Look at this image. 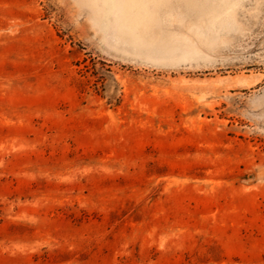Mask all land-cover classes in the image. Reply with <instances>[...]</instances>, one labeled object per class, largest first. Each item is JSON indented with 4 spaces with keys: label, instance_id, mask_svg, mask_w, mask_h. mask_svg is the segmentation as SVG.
Instances as JSON below:
<instances>
[{
    "label": "rangeland",
    "instance_id": "1",
    "mask_svg": "<svg viewBox=\"0 0 264 264\" xmlns=\"http://www.w3.org/2000/svg\"><path fill=\"white\" fill-rule=\"evenodd\" d=\"M0 264H264V0H0Z\"/></svg>",
    "mask_w": 264,
    "mask_h": 264
},
{
    "label": "water",
    "instance_id": "2",
    "mask_svg": "<svg viewBox=\"0 0 264 264\" xmlns=\"http://www.w3.org/2000/svg\"><path fill=\"white\" fill-rule=\"evenodd\" d=\"M249 177H250V176H249ZM249 177H248V178H249Z\"/></svg>",
    "mask_w": 264,
    "mask_h": 264
}]
</instances>
